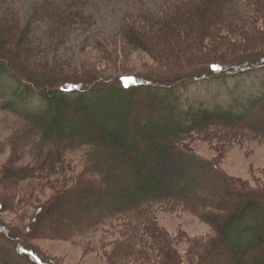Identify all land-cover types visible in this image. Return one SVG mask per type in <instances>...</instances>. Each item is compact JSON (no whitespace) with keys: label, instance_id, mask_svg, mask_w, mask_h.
<instances>
[{"label":"trees","instance_id":"16d2710c","mask_svg":"<svg viewBox=\"0 0 264 264\" xmlns=\"http://www.w3.org/2000/svg\"><path fill=\"white\" fill-rule=\"evenodd\" d=\"M245 1L188 0L174 13L156 16L161 29L155 34L144 27H131L126 30V38L161 58H170L179 67H185L187 61L194 65L200 52L209 47L205 44L210 39L240 34L257 40L264 38L256 27V20L264 15V0H249L255 4L250 10L243 5ZM81 3L78 0L67 6H46L54 37L60 33L62 38H68L73 29L90 22ZM12 17L13 14L0 12V89L13 93L7 106L32 125L34 129L28 133L41 135L42 140L36 143L40 153L50 150L52 156V144L56 143L89 146L87 176L91 180H86L85 170L81 176L73 174L68 179L67 182L76 180L63 189L66 198L62 211L58 218L46 220L50 230L52 225L60 226L52 235H68L71 228L74 234L69 232L70 236L101 232L127 220L134 223L136 240L147 235L165 239L160 245L165 264H218L223 252L227 260L221 264H264V190L229 175L188 141L190 135L218 125L264 133V93L237 106L189 108L180 96L181 88L194 78L264 70V49L234 59L213 58L193 70L164 72L161 77L92 71L75 76L59 73L57 69H63L60 64L59 68H52L47 54L40 62L44 53L28 47L32 41L30 28L21 33L18 21ZM15 31L22 36H15ZM191 54L196 55V60L190 58ZM33 96L41 98L37 109L16 108L27 106ZM46 162L52 160L45 159ZM181 163L192 173L182 181L173 172V167ZM95 170L98 175H93ZM22 171V180L45 182L33 173V168ZM0 193L3 194L2 189ZM167 204L185 205L216 226L218 235L197 242L192 248L197 262H187L180 247L158 223L157 212ZM5 208L7 200L0 195V212ZM46 209V204L41 205L27 228L11 226L0 214V264H65L32 239ZM66 216L72 221L69 228L64 226ZM7 234L14 238L13 242L3 238ZM128 243L132 255L147 256L145 248L137 249L138 242ZM222 245L223 251H219Z\"/></svg>","mask_w":264,"mask_h":264},{"label":"rangeland","instance_id":"374dc122","mask_svg":"<svg viewBox=\"0 0 264 264\" xmlns=\"http://www.w3.org/2000/svg\"><path fill=\"white\" fill-rule=\"evenodd\" d=\"M70 1L78 2V0H0V12L13 14L12 19L18 21L20 32L30 28L32 41L28 47L31 51L44 53V57L40 56V62L48 56L52 68L57 69L60 64L63 69H57L60 70L59 73L67 72L77 76L90 71L111 75L137 72L161 77L164 72L174 74L193 70L201 62L206 64L213 58L234 59L236 56H245L264 49V38L257 40L248 34L220 40L210 39L205 44L209 47L199 54V58L207 56L204 60H199L196 55L191 54L190 58H195L193 60L197 58L196 63L191 65L187 61L185 67H179L171 63L173 60L170 58H161L159 54L131 44L127 40L126 30L131 27H144L155 34L161 29L157 25L156 16L174 13L188 0H79L90 22L86 21L84 26L80 25L73 29L68 38H62L60 33L58 38L54 37L53 22L47 18L45 8L53 4L67 6ZM253 1L246 0L243 5L250 10L255 7ZM256 21V27L259 26L260 32L264 34V15ZM21 33L16 32L15 36L21 37ZM173 64L175 65L171 68L170 65ZM263 93L264 70H256L226 77L215 75L194 78L181 88L180 96L183 97L185 107L189 108L194 105L237 106L241 105V101H248L250 97ZM12 94L11 90L0 89V189L3 191L0 195L7 200V208L0 214L11 226L16 227L19 224L27 228L39 207L46 204L47 209L42 223L33 233L32 239L48 255L61 259L65 264H165L166 256L160 247L165 239L160 237L157 240L147 235L136 240L135 226L131 221L120 220L101 232L70 236L69 232L74 234L71 228L68 235H52L60 226L52 225L53 230H50V224L46 220L53 216L58 218L62 211L63 200L66 198L63 189L76 180L67 182L68 179L73 174L81 176L85 170L86 180H91L87 176V164L90 162L89 146L74 143L63 146L56 143L52 144L54 147L52 156L49 154L50 150L45 154L40 153L36 143L42 140L41 135L28 133L34 129L32 125L20 112L7 106ZM40 102V97L33 96L27 106L16 108L21 111H33L39 107ZM188 141L192 148L211 158L217 167L229 175L264 190V133L242 132L230 126L218 125L211 130L190 135ZM45 159L52 162L45 163ZM61 159H64V162H58ZM24 165L30 166L22 169L21 166ZM31 168L34 169L33 173L45 180L44 183L21 179L25 175V171L22 170L30 171ZM95 172L92 174L98 175L99 172L97 170ZM173 172L181 181L185 175L190 177L192 175L184 163L175 165ZM157 217L158 223L168 232L169 239L180 247L187 262L199 260L191 252L197 242L209 240L219 233L213 223L185 205H162ZM71 222V218L66 216L64 226L69 228ZM18 232L20 231L17 230V234ZM4 237L8 241H14L10 234ZM130 240L138 242L137 249L145 248L147 256L132 255L129 251ZM223 247L224 245L219 247V251H223ZM219 255L218 264L227 260L225 252Z\"/></svg>","mask_w":264,"mask_h":264}]
</instances>
